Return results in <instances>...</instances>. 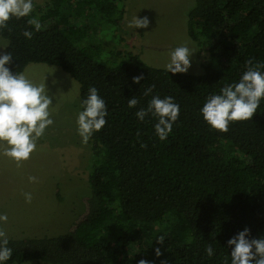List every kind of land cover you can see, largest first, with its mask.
<instances>
[{"label":"trees","instance_id":"trees-1","mask_svg":"<svg viewBox=\"0 0 264 264\" xmlns=\"http://www.w3.org/2000/svg\"><path fill=\"white\" fill-rule=\"evenodd\" d=\"M126 12L125 0H49L34 8L43 27L30 40L22 35L31 28L28 17L12 18L0 31L11 42L13 71L60 66L80 84V99L95 86L109 109L107 124L90 139L91 191L80 214L60 234L9 237L8 264H222L232 235L245 227L253 237L264 234V101L251 120L232 122L227 132L199 113L206 96L237 80L247 61L264 64V0H196L188 33L208 49L200 74L167 73L116 46L99 59L100 45L88 42L91 27L103 17L121 27ZM151 85L152 95L180 105L166 141L155 135L151 116L141 122L134 115L147 107L151 96L143 93ZM134 95L140 103L130 109ZM208 244L216 257L205 255Z\"/></svg>","mask_w":264,"mask_h":264},{"label":"rangeland","instance_id":"rangeland-1","mask_svg":"<svg viewBox=\"0 0 264 264\" xmlns=\"http://www.w3.org/2000/svg\"><path fill=\"white\" fill-rule=\"evenodd\" d=\"M48 1L35 0V6L46 8ZM125 3L127 12L121 27H115L104 17L91 27L88 42L100 45L96 50L99 59H106L116 46L138 53L152 66L164 68L169 51L189 41L197 51L187 73L205 71L208 49L200 48L188 33V11L195 6L196 0H125ZM137 15L149 17L148 29L128 27V21ZM0 41L7 40L0 36ZM119 60L115 58L110 62ZM49 70L54 72L47 77L50 94L65 97L53 107L54 124L46 130L28 160L17 164L0 154V212L8 215L7 223L0 227L9 237L63 233L74 223L84 207L83 198L91 191L92 143L81 142L75 124L80 84L56 65L30 63L24 71L39 82ZM30 176L37 177L36 182H31ZM25 192L32 193L31 203L25 201Z\"/></svg>","mask_w":264,"mask_h":264},{"label":"clouds","instance_id":"clouds-1","mask_svg":"<svg viewBox=\"0 0 264 264\" xmlns=\"http://www.w3.org/2000/svg\"><path fill=\"white\" fill-rule=\"evenodd\" d=\"M35 0H0V31L7 29L12 18L28 17L31 28H25L22 35L26 39L33 37L34 31H40L43 25L33 16ZM149 17L133 16L128 21L129 28L148 29ZM10 41H0V154L9 157L17 164L26 161L37 150L39 140L46 130L54 124L53 107L65 97L50 94L47 77L49 70L39 82L32 79L27 71H13L10 65L15 57L12 50L4 51ZM197 49L189 41L182 42L169 51L168 61L164 65L167 73H187L192 67V58ZM133 82L140 84L143 75L134 76ZM53 83H56L53 81ZM155 85L148 87L143 95L151 96L146 108L138 109L134 115L138 121L151 116L155 135L160 141H166L173 132L179 119L180 105L173 96L152 95ZM55 101V102H54ZM264 101V64L249 60L237 80L225 83L218 92L209 93L199 113L213 129L227 132L235 121L251 120ZM140 100L134 95L128 98V108H136ZM109 109L99 89L90 86L84 98L80 99L75 124L81 142L87 144L95 132L106 124ZM31 182L37 177L30 176ZM25 201L31 203V192H25ZM7 213L0 212V225L7 223ZM167 234L158 237L164 243ZM8 234L0 227V264H8L13 259L14 249L9 246ZM229 254L223 257L222 264H264V234L251 235V229L243 228L232 235L225 246ZM208 258L216 257L217 249L212 244L204 248ZM156 257L162 255L161 248H155ZM139 264H153L142 259ZM163 264H167L164 261Z\"/></svg>","mask_w":264,"mask_h":264}]
</instances>
